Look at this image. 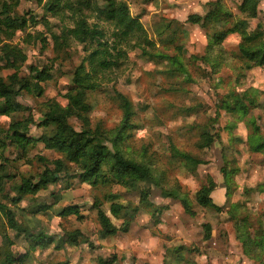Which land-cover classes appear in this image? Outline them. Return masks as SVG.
Here are the masks:
<instances>
[{"label": "clouds", "instance_id": "1", "mask_svg": "<svg viewBox=\"0 0 264 264\" xmlns=\"http://www.w3.org/2000/svg\"><path fill=\"white\" fill-rule=\"evenodd\" d=\"M0 264H264V0H0Z\"/></svg>", "mask_w": 264, "mask_h": 264}]
</instances>
